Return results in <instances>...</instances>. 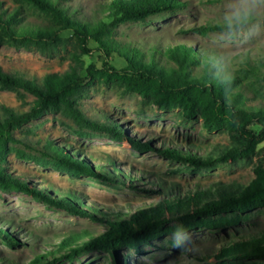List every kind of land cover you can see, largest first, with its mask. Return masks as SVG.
<instances>
[{"label": "rangeland", "instance_id": "374dc122", "mask_svg": "<svg viewBox=\"0 0 264 264\" xmlns=\"http://www.w3.org/2000/svg\"><path fill=\"white\" fill-rule=\"evenodd\" d=\"M60 1L76 16L92 20L102 16L101 6L110 0ZM182 1L186 6L181 9L153 15L145 21L120 24L115 36L145 50L153 45L164 48L186 43L219 55L227 67L232 65L233 68H238L247 54L264 60V0ZM0 2L6 10L18 9L23 23L28 26L55 24L50 16L21 0ZM242 4L250 6L252 12L234 31L224 29L206 35L193 31L202 24L226 22L225 16ZM88 48L91 51L83 50L78 38L69 30L62 32V41L53 47L18 48L0 42V65L6 71L41 80L47 73L64 72L81 63L85 76L88 66L96 64L100 68L102 64L93 40L89 41ZM113 63L117 68L126 64L117 56ZM262 84L256 86L259 94L253 90L248 92L249 104L264 105L263 81ZM33 101L34 96L23 89H0V113L2 106L18 112L28 111ZM78 101L90 118L114 123L127 137L151 142L157 147L190 149L207 155L240 143L232 137L228 127L210 132L204 128L201 116L188 119L181 108L161 109L139 94L127 92L121 84L98 75L83 88ZM260 129L255 130L259 133ZM14 134L23 142L8 143L7 150L0 153V166L26 181L31 188H43L57 197L72 193L80 198L81 206L94 215L75 214L24 191L0 185V264H25L37 254L58 248L69 236L77 237L78 242L87 240L104 232L108 219L130 216L139 209L160 204L165 198L182 197L208 188L217 192L235 190L256 177V166H264V140L259 141L249 157L219 163L213 168L196 169L155 151L140 152L127 139H117L111 132L82 128L60 111L47 112L16 129ZM236 136L246 144L242 135ZM46 139L85 159L97 174L73 176L53 165H40L28 159L27 155L33 150L27 144L35 145ZM215 218L220 215L211 219ZM171 224L183 226L178 220ZM4 233L17 237L21 243L10 245ZM261 233H264V206L250 211L234 226H191L185 232L172 231L154 238L141 245L140 251L124 248L114 257L109 251L95 249L60 264H222L216 257L222 246ZM224 264H264V259L228 260Z\"/></svg>", "mask_w": 264, "mask_h": 264}, {"label": "trees", "instance_id": "16d2710c", "mask_svg": "<svg viewBox=\"0 0 264 264\" xmlns=\"http://www.w3.org/2000/svg\"><path fill=\"white\" fill-rule=\"evenodd\" d=\"M21 1L50 16L55 24L28 26L23 23L18 9L6 10L0 2V42L18 48L33 45L53 47L62 41V32L69 30L78 38L83 50L91 51L88 48L90 40L97 44L102 64L100 68L96 64L88 66L85 76L80 63L64 72L47 73L41 80L6 71L0 65V89H23L34 96L28 111L18 112L2 106L0 153L7 150L10 141L23 142L15 136L16 129L51 111H60L82 128L111 132L117 139L125 138L140 152L155 151L196 169L213 168L219 163L249 157L259 141L264 140V105L248 103V92L253 90L257 95L260 90L256 86L263 85L264 60L253 59L247 54L239 67L233 68L232 65L227 67L219 55L186 43L164 48L153 45L145 50L115 36L120 24L145 21L150 16L181 9L186 6L184 1L110 0L101 6L102 16L92 20L76 16L60 0ZM224 29H228L226 22H210L194 27L193 31L206 35ZM115 56L123 59L125 66L117 68L113 63ZM96 75L121 84L127 92L139 94L161 109L181 108L188 119L201 116L204 128L210 132L228 127L232 137L241 144L228 145L217 154L204 155L190 149L157 147L151 142L129 138L114 123L90 118L80 107L78 96ZM258 127H261L259 133L255 130ZM237 134L245 138L246 144L237 138ZM27 145L33 150L31 155H27L28 159L37 164L53 165L73 176L97 174L85 159L76 157L52 139ZM255 173L256 177L250 183L235 190H197L182 197L165 198L160 204L139 209L130 216L117 215L107 220L108 228L104 232L81 242L77 237L69 236L60 242L58 248L37 254L25 264H60L95 249L109 251L116 257L124 248L140 251L141 245L172 231L185 232L191 226L202 224L209 227L237 225L244 215L264 206V166H256ZM0 185L24 191L75 214L94 215L84 209L80 198L72 193L57 197L50 191H43V188H31L4 166H0ZM218 215L220 218L211 219ZM175 220L183 222V226L172 225ZM4 237L10 245L21 243L10 233H4ZM216 257L222 264L228 260L264 259V233L224 245Z\"/></svg>", "mask_w": 264, "mask_h": 264}, {"label": "clouds", "instance_id": "9594fccd", "mask_svg": "<svg viewBox=\"0 0 264 264\" xmlns=\"http://www.w3.org/2000/svg\"><path fill=\"white\" fill-rule=\"evenodd\" d=\"M252 9L246 4L236 7L225 16V21L229 31H234L238 26H242L251 15Z\"/></svg>", "mask_w": 264, "mask_h": 264}]
</instances>
